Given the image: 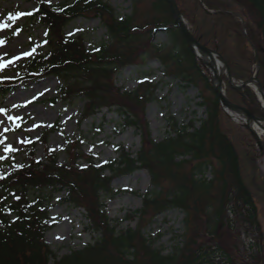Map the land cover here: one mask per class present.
<instances>
[{"label":"trees","instance_id":"obj_1","mask_svg":"<svg viewBox=\"0 0 264 264\" xmlns=\"http://www.w3.org/2000/svg\"><path fill=\"white\" fill-rule=\"evenodd\" d=\"M152 1V10L162 18L140 24L134 11L120 18L106 0H62L56 7L41 5L34 18L46 30V51L26 62L23 76H55L62 82L59 99L79 98L84 102L83 119L115 108L123 129L142 132L146 126L136 113L152 101L155 85L146 79L134 92H122L112 87V77L117 70L155 55L167 75L179 77L187 87L200 79L203 90L210 94L200 104L205 108V118L197 127L167 119L169 134L161 142H153L147 132L138 154L119 149L117 159L103 166L88 162L80 169L75 165L80 156L73 159L71 167L61 166L56 155L48 153L42 163L31 155L8 176H0V264H264L259 225L264 220V173L255 161V141L243 125L221 109L206 69L195 61L166 0ZM174 1L193 38L224 59L230 76L241 82L255 76L264 92V0ZM91 17L100 20L107 39L87 50L81 36L68 38L64 29L78 18ZM162 28L179 42L178 51H162L153 45V31ZM224 85L229 102L261 116L251 88L237 90L226 81ZM11 88V84L0 85V93ZM78 139L68 144L74 145ZM82 151L81 146L72 150L79 155ZM186 163L192 164L190 172L179 178L175 170ZM140 169L151 175L152 189L141 197L142 208L132 213L131 219L142 218L144 210L156 217L174 208L185 214V228L193 220L203 224L202 233L187 228L173 255L154 249L138 226L117 232L100 204L101 197L110 193L114 178ZM207 170L211 171L210 180L202 178ZM165 175L177 186L161 196L158 180ZM62 190L67 192L66 202L78 207L81 200L88 230L98 239L57 258L45 244L44 235L50 229L51 203ZM222 228L237 237L241 232L247 234L248 248L238 242L225 250L217 234Z\"/></svg>","mask_w":264,"mask_h":264},{"label":"rangeland","instance_id":"obj_2","mask_svg":"<svg viewBox=\"0 0 264 264\" xmlns=\"http://www.w3.org/2000/svg\"><path fill=\"white\" fill-rule=\"evenodd\" d=\"M106 1L120 18L130 16L134 11L138 24L152 18L161 19L163 16L152 10V0ZM61 2L62 0H0V41H3L0 44V85H12L6 93H0V176H8L12 170L27 163L31 155L35 162L42 163L48 153L56 155L57 163L61 166L71 165L78 156L81 160L75 165L80 169H84L88 162L103 166L117 159L119 149L132 155L138 154L147 132L153 142H161L169 134L167 119H173L182 125L191 122L197 127L205 118V108L200 104L203 99L210 98V94L203 90L200 79L187 87L179 77L167 75L165 67L155 55L117 70L112 77V87L122 92H134L146 79L155 85L152 101L144 105L142 112L136 113L140 123L146 126L142 132H136L132 128L123 129L122 118L115 108L102 109L95 117L83 119L84 102L79 98L71 101L59 99L62 82L55 76H23L26 62L46 51V30L34 15L41 5L56 7ZM17 13L32 15L17 18ZM10 14L13 19H9ZM153 32L152 43L157 49L179 50V42L174 41L167 30L162 28ZM64 34L68 38L81 36L87 50L95 49L107 39L100 20L94 17L72 21L64 29ZM183 66L184 69L188 68L186 64ZM207 73L208 81H211L210 74L208 71ZM143 90L142 87L139 94ZM111 104H114V100ZM232 120L238 123L237 120ZM262 137L263 151L256 149L255 161L259 170L264 173V135ZM76 138H79L76 144H68ZM76 145L83 150L80 155L72 152L73 147H78ZM187 163L175 170L179 178L188 176L192 164ZM108 175L106 172L105 176ZM150 176L147 170L140 169L114 178L110 193L101 197L100 204L117 232L138 226L154 249L161 251L163 255H173L181 246L187 228H192V233L198 234L202 233L203 224L199 220H193L185 228V214L174 208L156 217L149 210H144L142 218L131 219L130 215L142 208L141 197L152 189ZM202 178L210 180L211 171H205ZM158 184L161 196L177 186L166 175L159 177ZM66 198L65 190L54 196L48 214L50 229L44 235L45 244L57 258L81 250L98 239L96 233L88 230L90 226L81 200L76 207L75 204L66 202ZM259 225L264 253V220H260ZM217 234L225 250L238 242L248 248L247 234L241 232V236L237 237L226 228H222ZM136 259L141 260L139 251ZM52 262L51 259L50 263Z\"/></svg>","mask_w":264,"mask_h":264},{"label":"water","instance_id":"obj_3","mask_svg":"<svg viewBox=\"0 0 264 264\" xmlns=\"http://www.w3.org/2000/svg\"><path fill=\"white\" fill-rule=\"evenodd\" d=\"M166 2L168 4L171 15H172L179 31L183 35L187 45L190 47L193 54H194V51L196 49L199 53H201L203 55H207V56L217 55L219 57V59L224 64V67L226 69V81L232 88L242 89L243 87H251L255 91L258 99L261 96V98H263V100H264V92H263L261 85H260L259 81L257 80V78L254 76L246 82H240V81L234 80L229 74V71H228V68H227V65H226V62L224 61V59L220 55H218L216 52L206 48L203 45H201L199 42H197L193 38L191 32L189 31V28L187 27V25L185 23V20L183 19V17L181 16V14L177 8L175 1L174 0H166ZM194 56H195V54H194ZM195 58H196V56H195ZM199 62L201 64H203L201 61H199ZM209 73H210V71H209ZM211 78H214L216 80V83H213L212 81L210 83H211V87H212L213 91L215 92V94L218 98V101H219V104H220V107L222 108V110L227 114V116H229L232 119L240 122L249 131L252 138L256 142V147H257L258 151L262 152L263 147H262V144L260 142V137L256 131H253L250 128V125L255 124V125H257L259 130L264 132V125H263L264 124V113L261 112V116L257 117V116L252 115L245 108L237 106L235 104H232L226 98L224 91H223V88L221 86V82L216 77H211ZM255 85L257 86V88H255ZM260 109H261V107H260ZM261 111H262V109H261ZM232 114L241 116L242 120L234 118L232 116Z\"/></svg>","mask_w":264,"mask_h":264},{"label":"bare ground","instance_id":"obj_4","mask_svg":"<svg viewBox=\"0 0 264 264\" xmlns=\"http://www.w3.org/2000/svg\"><path fill=\"white\" fill-rule=\"evenodd\" d=\"M194 54L196 56V59L201 61L203 65L206 67V69L210 71L211 77H216L221 82V86L223 87L224 81H226V69L224 67L223 62L219 59V57L217 55H212V56L203 55L199 53L196 49L194 51ZM211 81L213 83H216V80L214 78H211ZM255 88H257L256 85H255ZM3 99H4V96L2 97V100ZM259 100H260V106H261L262 112L264 113V100L263 98H261V96L259 97ZM37 115L40 117L39 113ZM232 116L236 119L242 120V117L239 115L232 114ZM250 128L253 131H256L259 136L264 135L263 132L259 130L257 125L251 124Z\"/></svg>","mask_w":264,"mask_h":264},{"label":"snow or ice","instance_id":"obj_5","mask_svg":"<svg viewBox=\"0 0 264 264\" xmlns=\"http://www.w3.org/2000/svg\"><path fill=\"white\" fill-rule=\"evenodd\" d=\"M22 15H32V13H17L16 14V17L18 18V17H20V16H22ZM14 17L10 14L9 15V19H13ZM17 34H19L18 32H17ZM3 43V41H0V44H2ZM10 150V149H9Z\"/></svg>","mask_w":264,"mask_h":264}]
</instances>
